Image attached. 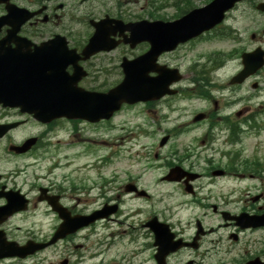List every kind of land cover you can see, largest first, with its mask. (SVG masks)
Returning a JSON list of instances; mask_svg holds the SVG:
<instances>
[{
  "label": "rangeland",
  "instance_id": "rangeland-1",
  "mask_svg": "<svg viewBox=\"0 0 264 264\" xmlns=\"http://www.w3.org/2000/svg\"><path fill=\"white\" fill-rule=\"evenodd\" d=\"M116 1L94 0L88 4L87 11L92 12L98 18L107 13L126 17L128 13L135 19H146L148 17L147 12L153 10L148 7V5L151 6V1H153V3H156L157 8V11L153 12L158 17L170 20L179 14V9L182 7L181 0H133L131 5L125 4V7L120 9L116 5ZM210 1L190 0L194 8L208 4ZM260 1L262 0H250L241 3L229 13L228 24L236 29L237 35L232 34V38L226 40L212 39L202 42L193 50L183 48L175 55L167 56L166 61L173 68L180 67L182 73L185 72L186 76V73H190L188 68L193 64L194 57L198 54L200 56L212 52L229 54L232 48L238 47L233 44V40H238L240 46L247 50L252 49L255 45L250 42V35L264 31V16H258L253 12L251 4H257ZM175 3L177 6H175ZM72 6L73 4L68 3L67 11L73 18H82L85 15L83 7H76L74 11H71ZM262 45L264 48V35ZM142 50L143 47L135 53L138 55ZM181 57L184 58L181 59ZM212 58L219 64H226L222 69L223 71L214 74L211 72L209 64L202 63L203 60H201L196 71L192 73L193 77L200 75L213 82H218V80L235 73L239 67V60L229 62L227 58L218 59L215 56ZM259 82L262 90L261 98L251 99V97H247L248 105L252 106L251 110L261 102L264 103V71ZM244 90L242 93L248 95L250 92L248 86ZM184 103L187 102L181 100L173 102V106L178 108L179 111H173L172 113L168 111L169 121L190 120L193 114L204 109L199 108V104L196 102L191 107H185ZM142 112L141 108H134L123 112L107 125L98 127L79 125L78 131H75L77 126L63 125L64 129L55 132V138L52 141L54 144L56 141L59 142L56 147L60 150V164L64 167L53 174L47 175L46 167L49 168L50 164L46 165V161H44L39 172L31 168L26 170L28 178L35 173L39 175L42 179L39 184L47 185L51 182L66 191L67 199L64 200V203L73 207L76 211L90 212L96 210L101 202L92 205L84 203L85 198L83 196H75L69 192L71 184L75 182L77 186H80L83 180L96 181L99 179V175L107 179H110L112 175H117L121 181L124 180L125 174L132 177H141L142 189L148 191L151 196L150 200H129L127 198L122 204L121 216L114 219L115 222L99 223L91 229L89 228V232L80 233L73 241L60 243L54 248L40 252L38 257L33 259L32 264H60L63 260H67L68 264H155L151 259V256L155 253L153 238L149 236L147 230L142 229L140 226L152 216H158L163 221L166 220L176 227L184 228L186 237L193 233V225L197 217L199 219L206 216V222L202 220L204 225L216 226L218 219L211 214L209 209L193 207L194 205H191L189 201L185 202L187 199L184 198L182 192L176 191L170 186H165L159 181L164 170L163 168L157 169L162 166V163L161 161L156 162L154 155L158 152L160 155L158 140L162 137L161 134L164 129L159 130L148 127L145 114L138 115ZM261 138H264V131ZM255 141L257 140H254L251 136H247L244 140L243 156L247 160L252 158L264 159V146L257 152H253ZM1 150L2 153L5 152L3 145H1ZM144 154L149 155V159L145 162L148 165L137 163V156L140 159ZM5 158L7 159L6 156ZM55 161H58V159L55 158L53 162ZM69 164L71 165L69 166ZM21 165H32V163L27 160L17 162L18 168ZM150 167L152 168L150 169ZM72 171H75V173H72ZM46 176L48 177L46 178ZM65 177L71 178L65 180ZM254 185L256 189L251 190L249 193L251 195L263 194L264 197V175H261V179L253 182H235L234 177L229 176L214 184V188L210 191L212 198L210 205L214 204L220 210L224 209L232 214H237L246 206L245 201L249 198L246 197L247 189ZM75 197L82 198L80 204L76 203ZM248 209H252V206H249ZM24 226L26 227L27 224L24 223ZM51 227V222L40 221L38 225L39 235L49 234ZM119 232L121 234L117 236ZM262 237H264V230L254 235H250V233L242 234L240 240L242 251L247 252V256L253 255L258 250ZM136 252L139 254L135 255ZM190 259H193V255L189 252H183L172 258L170 264H174V262L187 264Z\"/></svg>",
  "mask_w": 264,
  "mask_h": 264
},
{
  "label": "flooded vegetation",
  "instance_id": "flooded-vegetation-1",
  "mask_svg": "<svg viewBox=\"0 0 264 264\" xmlns=\"http://www.w3.org/2000/svg\"><path fill=\"white\" fill-rule=\"evenodd\" d=\"M20 0H10L11 4L17 6ZM28 2H32L29 0ZM41 0H36L33 2L34 12L43 11L45 6H39ZM50 2L45 13L34 19L32 22L22 24L17 30V36L22 39L27 40L31 47L38 46L39 44L45 42L46 40L53 38L56 34H63L65 37V45L70 50H75L77 53L80 52L87 42L82 40V36L78 35L76 39L69 40L74 35H69L73 30L67 29L55 32L59 27L58 21L60 16L56 12V9H63L64 5L56 4ZM82 3V2H81ZM6 7L2 5L0 7V16H5ZM43 23V24H42ZM10 30L9 27L3 26L0 29V40L5 38ZM69 39H67V38ZM100 56V55H99ZM101 58V59H100ZM108 60H111L109 58ZM167 63H161V65H166ZM79 66L83 68L86 74V79L84 80L85 86H89V90L96 92H104L105 88L111 87L117 78H120V71L115 62V58L111 61V69L104 72L102 67V55L97 57L95 61L91 62H80ZM75 71L74 67H67L66 72L72 74ZM153 77V75H149ZM219 82V80H218ZM218 82L209 81V96L201 95L198 91L199 78L198 76L193 77L192 73L187 74L182 82H180L177 87V95L171 97L170 100L164 98L157 101H150L144 105V108L148 115L150 114V122L157 129H164L163 135L167 138V142L162 145V156L164 158L171 157L172 163L165 164L166 170L173 166H179L183 170L184 177L179 182L165 183L175 188L177 191L182 192L185 196L189 198H194L199 201L201 205L197 202L198 206L206 208L209 206V200H211L210 191L214 188L216 182L223 181L227 176L231 174H237L236 176L244 177L247 172L246 164L238 161V157L242 153V144L244 139L247 137L248 133L253 135H260L264 128V117L261 115L254 116V113L248 112L247 108V97H242L239 94V90L244 87H230L228 89L217 88L215 85ZM204 84V81H202ZM256 86H258L256 84ZM108 90V89H107ZM179 93V94H178ZM213 94V95H212ZM176 100H181L188 102L193 105L194 102L198 103L200 106H205L204 109L207 110L205 119L201 123H193L192 120L188 121H169L167 117L168 104ZM264 112L257 111L256 113ZM254 119H258L257 123L253 122ZM7 124H19L17 128L5 134L0 138V145L4 144L6 151L0 153V255L2 254L5 246L7 244H13L16 246H23L27 241H22V238L18 236L21 226L16 225L19 223H35L32 228H30L32 234L31 239L37 240L36 242L47 241L52 234L56 231L55 223L58 220L57 215L53 212L49 206L47 199L50 197H58L60 203L64 200L65 196L61 190L54 189V185L47 184V186L41 187L39 182L41 178L37 173L32 174L29 178L26 176V170L31 168L34 171L39 172L44 161L33 162L32 165L20 166L19 168H8L4 169L5 166H13L17 162L24 161L27 156L32 155L35 151L46 153L48 150L47 145L44 146L38 137L37 142L34 147H32L25 154H16L14 151H10L12 146H21L25 142V138L18 140V134L21 129L32 124L31 119L19 112V110H8L0 109V126ZM200 125L201 133L200 132ZM251 130L242 131L243 126H247ZM167 128H173L172 131H167ZM175 129H178L177 131ZM184 129V130H182ZM197 133L199 139L196 142V138L193 135ZM184 136L187 138V142L184 143L181 138H175L174 135ZM190 137V138H189ZM166 140V139H165ZM202 146V148H200ZM2 155L8 157L3 159ZM204 162L199 165L200 160ZM49 175L50 173L47 172ZM250 177H254V174H249ZM48 177V176H47ZM114 182V180H113ZM132 181H129V184ZM135 185V184H131ZM96 185H92L90 190L86 188H81L76 190L80 194L88 195V192L96 189ZM135 187V186H133ZM43 188L45 192L40 193V189ZM125 188V187H124ZM186 188L190 194L185 192ZM102 189V187H100ZM18 193L21 196H25L27 199V207L25 211L15 212L17 208L18 198L16 205L12 207L9 213L5 212L3 208L7 205L6 196ZM135 197L134 194L130 195ZM106 195L103 192L98 194L97 199H105ZM42 198L43 200H39ZM117 198H119L117 196ZM257 200L260 202L262 196L258 195ZM252 198V205L259 203L254 202ZM111 201V198L105 199ZM195 203V202H193ZM22 206L23 202H20ZM19 205V206H21ZM212 215L217 217L218 220H222V214L224 210L218 211L216 207L210 206ZM17 210V209H16ZM242 214H247L251 216H258L264 213L263 206H257L251 209V211L243 210ZM240 213V214H241ZM48 219L51 217L53 222L52 232L48 237H43L38 240L39 232L36 223L39 222L40 218ZM197 225V224H196ZM35 229V232H33ZM206 230V229H204ZM209 232L201 235L196 232L191 234L186 238L184 232L178 234V238L182 239L188 245L193 242L195 238H199L197 242V259L190 261L189 264H248L251 259L247 256L246 252L242 251L240 247V236L244 232L254 231L252 229H247L241 231L234 222L220 223L215 229L209 228ZM201 235V236H200ZM189 250L182 249L177 253ZM38 254L26 258L20 257H10L0 259V264H32L33 258H37Z\"/></svg>",
  "mask_w": 264,
  "mask_h": 264
},
{
  "label": "water",
  "instance_id": "water-1",
  "mask_svg": "<svg viewBox=\"0 0 264 264\" xmlns=\"http://www.w3.org/2000/svg\"><path fill=\"white\" fill-rule=\"evenodd\" d=\"M236 1L238 0H216L205 10L191 13L183 20L168 24L153 23L147 25L145 29L139 30L141 38L138 41L149 40L155 46L160 41L163 50L169 51L174 45L184 41V38L181 39L182 36L187 35L188 38L198 35L204 25L212 27L211 25L219 21L223 12L230 9ZM259 9L264 11V5L260 6ZM148 61L149 54H146L132 62L130 67L127 66L123 83L107 95L103 97L87 95L92 97L94 102L91 110L86 108L84 93L71 88L69 84H66V81L55 84L54 79H50L48 76L35 75L37 66L33 67L31 62L21 57H15V59L6 62L0 61V103H4L5 106H18L23 103L28 111L37 113L47 120L59 115L81 119H85L88 114L96 115L99 118L107 117L116 111L122 103L134 104L139 101H146L145 74H147L146 63ZM134 63L136 67L132 69ZM255 67L256 63L252 62L247 69L252 70ZM50 88H52L54 95L50 96ZM68 101L72 103V110L70 107L69 110L60 107L61 103ZM101 215L102 213H99V216L93 215L86 222L80 224H62L58 230L60 235L54 238L51 243L73 233L83 225L92 223L95 219L102 217ZM148 225L155 234L154 245L158 247L155 259L157 263L163 264L164 257L175 251L177 244L172 243L173 237L169 234L167 226L158 224L155 219ZM46 246L36 245L33 249L38 250Z\"/></svg>",
  "mask_w": 264,
  "mask_h": 264
}]
</instances>
